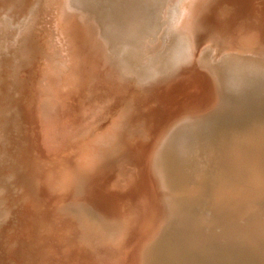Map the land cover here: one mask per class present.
Instances as JSON below:
<instances>
[{"label":"bare ground","instance_id":"1","mask_svg":"<svg viewBox=\"0 0 264 264\" xmlns=\"http://www.w3.org/2000/svg\"><path fill=\"white\" fill-rule=\"evenodd\" d=\"M263 7L264 0H0V55L11 56L0 114L9 116L15 134V149L6 148L5 156L0 150V162L8 156L16 164L8 178L0 168V224L9 215L3 177L17 178L30 197V222L58 215L56 226H40L41 245L32 241L24 248L28 264H111L115 249L130 246L135 211L129 204L142 198L149 182L159 218L133 239L130 259L122 262L232 264L255 254L264 260L263 122L244 119L246 124L231 125L218 141L184 123L211 100L231 114L264 98ZM249 10L252 21L242 30L237 23ZM257 25L253 36L262 38L260 45L246 37ZM37 36L44 37L42 46ZM83 38L92 45L94 62L87 73ZM59 50L62 60L55 59ZM65 60L71 78L57 83L61 71L53 63ZM86 75L89 103L75 94ZM170 83L185 93L181 106L173 115L165 110L151 126L143 105ZM28 90L29 116L18 102L21 112L12 109L14 97ZM95 91L109 92L114 100L102 109ZM178 121L184 126L176 135ZM234 129L238 133L230 136ZM148 139L150 148L141 150ZM127 155L135 159L122 162ZM108 161L116 165L110 189L119 192L113 197L107 186L110 199L96 174ZM92 183H98L95 196L88 189ZM202 249L206 256L197 258ZM105 251L111 261L103 258Z\"/></svg>","mask_w":264,"mask_h":264},{"label":"rangeland","instance_id":"2","mask_svg":"<svg viewBox=\"0 0 264 264\" xmlns=\"http://www.w3.org/2000/svg\"><path fill=\"white\" fill-rule=\"evenodd\" d=\"M251 6L254 8L253 2L251 3ZM250 10H249V12H247L248 11L247 10L246 13H244L245 15L241 16L240 20L237 23L239 28H241L242 30H245L246 28H248L250 26V23L252 21L250 18L252 12ZM242 12L243 11L240 7V14H242ZM261 13H262L261 20H263L261 25H263L262 28H264V7H263V11ZM11 14L15 18H18L21 13H17L18 16L16 13L15 14L11 13ZM240 25H241V27H240ZM244 27H246V28L244 29ZM258 28H259V25H257L256 27H252V29H251V32L253 31V33H251L252 35H246V37L251 40L252 44L259 43L258 45H260V40L262 38L261 37L257 38V37L253 36V35L256 36V34H259L258 30H257ZM41 33H42V31H41ZM213 35H215V34H213ZM43 38L44 37H41L39 39V37L37 36L35 42L36 43L38 42V44L41 45V40ZM80 43H81L80 50L81 51L83 50L82 51L83 52L82 57H83L84 65H85L84 73H87V65L90 67V71H91V65H94L93 60L90 58V52H91L92 45L88 41V39H84V38L82 39V41ZM63 52H65V51H63ZM60 53H61V50H59V54L55 55V59L62 60V55ZM9 54L7 57L5 55H0V57L2 56L4 58H7V59L0 58V59H2L0 61V64H2V61L4 60L3 61L4 64L0 65V71H1L0 72V78H2V79H0V86H1L0 87V95H3V94L8 95L7 91H6V87H7L6 83L8 81V71H9L8 58L9 59L11 58V56ZM5 62H6V64H5ZM66 63H67L66 60L62 61L59 64L56 62L53 63V66L56 67L57 69H60V71H61V73H60L61 79H58L57 83L58 82L64 83L65 81H67L71 78V77H67L69 68L64 66V64H66ZM3 73H5V75L7 76L6 78H5ZM4 78L6 80H4ZM87 82H88V77L86 75V80H84V83L82 84V88L80 90H76L77 92L75 94H76L77 99H79L80 97L85 95L87 97L86 102L89 103L88 99L92 96V94L86 93L84 90V86L88 85ZM4 91H6V92H4ZM31 91L28 90V92L26 93V96L23 95V96H19V97L18 96L14 97V99H13L14 105L12 106V109L14 111L15 110L20 111V109H21L23 111V114H26V115L29 114L30 115L29 109L31 108L30 107L31 106L30 105ZM94 94H93V96L95 97L96 102L98 104L102 103V105H99L102 109L105 108V106H108L109 102L114 100V97L112 95H110L109 92H106V91H95ZM158 94H159V96L157 97ZM118 95H123V94H118ZM184 96H185V93H183V90L177 89L175 87L174 83L167 84V85L161 87L160 89H158V91H156L154 93L153 97H151V98L149 97L148 104L143 105V106H145V108L143 109L144 113L145 114L148 113V115H149V120L147 123H150L149 125L152 126V125H154V123L159 122L161 119L158 118V115L164 113L165 110L170 112L173 115V113L178 109V107L181 106V101H182ZM142 100L144 102L146 101L145 99H142ZM15 102L19 103L20 109L15 104ZM210 103H211V105H210ZM138 104H139V101H138ZM217 105L218 104H217L216 100H211L204 107H201V109L199 108L198 111H193V113H192L193 116L189 117L186 120V122L184 121V123H190L189 125H186L187 128L191 129L194 126V128L192 129L193 131L203 129V131L208 132V134L210 136H212V137L215 136V139L218 141V140H221L222 138H226L225 135H223L224 130L231 128V125L232 126H235V125L241 126L242 124H246V122H244V119H245V121L248 122V124H249V122H251L253 120L259 121L261 119V121L264 124V113H263L264 112V104H261L262 107H259L256 110H252L251 112H248L245 115L246 117L244 116L243 118H241V117L238 118L237 115L236 116H231V115L223 116L225 114L223 112H225V111H223ZM206 106H208V108ZM210 106H212V107H210ZM139 108H141V106ZM149 108L154 109V111L151 112V114L154 115L152 121H151V114H150ZM212 109H213V111H211ZM200 113H201V115H200ZM78 114H80V116H81V112ZM197 114H198V116H197ZM9 120H10L9 116L6 115L5 111L3 112V114H0V131L3 133V136L0 138V150H1V155L3 154L4 156H5V149L6 148L9 151L13 148L15 149L14 145L11 144V137L15 136V134H12L11 130L9 129ZM74 120L77 122L79 120V116L75 117ZM240 121H242V122L240 123ZM178 122H177L178 125L175 123V129L179 128L180 126H181L180 128H182L184 126V124L182 122L181 123L179 122L180 124ZM235 122H237V123H235ZM193 123L195 125H193ZM102 125H108L107 121H106V124L104 122ZM164 125H165V123L162 124V127ZM176 126H177V128H176ZM22 127L27 130V128H29V123L27 122L25 125H23V123H22ZM166 127H167V125H166ZM180 128L177 129V131L175 132L176 135H177V132H179ZM182 130H187V129L183 128V129H181V131ZM237 131H238V129L231 130V131H229V135L230 136L234 135V134L238 133ZM27 133H29V132L25 131V134H27ZM159 133L160 132H158L157 134H159ZM226 133H228V132H226ZM123 139L129 140L130 138L129 139L123 138ZM151 142H152L151 139L146 140V142L143 145H141V150L145 149V148L149 149ZM126 143L131 144L128 141H126ZM27 145L28 144L25 143V146H27ZM131 149L132 148L130 145L129 150H131ZM28 151H29V149H28ZM12 152L14 153L15 151H12ZM13 153H11V154H13ZM117 156H115L111 159L115 160V158ZM127 157H128V160H125L122 162L131 163V160L135 159V158H132L131 156L129 157L128 155H127ZM6 158L9 160L5 161L4 163H2L3 161H1L0 163H2V166L0 164V168L3 167L4 170H6L5 176H6V178H8V177H10V175H12L11 171L14 168V165H16V164L14 163V161H11V158H9L8 156ZM109 162L110 161L105 162L106 165L101 166L100 171L98 170L96 173L97 174V181L100 180L103 183V186H102L103 191L102 192L104 193V195L107 199H110L108 197L109 194H108V191L106 189L107 186H109V190H110L111 195L113 197H114V195H117V193H119L112 186H111L112 189H110V185L113 184L112 175L115 174L116 165H113L114 162H112V163H109ZM25 170L26 169H24L22 167L18 171V173H22ZM28 178H30L29 175H28ZM139 180H140V177H138L136 179V181L134 180V182L138 184ZM2 181H3L2 186H4L2 188L3 197H4V208L9 213V215H8V218L0 224V264H28V260L24 259V254H25L24 248H26L27 244L32 242V241L41 245L39 243V239H41V234H40V229H39L40 226H42L43 224L49 223V222H51L52 224H54V226H56L57 225L56 220L58 219V217H57L58 215L50 217L49 219H47V221L45 223H42V222L32 223V222H30L31 221V218H30L31 213L26 214L25 210L27 207H32V204H30L31 203L30 199H29L30 197H28L27 194L24 193V189H23L22 184L19 182V180L17 178H11L10 180L5 181V178L3 177ZM151 184H153V183L149 182V184H147L146 189L144 190L145 194L142 195V198H139V196H138L137 198L132 200V202L129 204V207L132 208L133 211H135V212H133V214L131 216V222H132V224H131L132 230L130 233L131 243H132L133 239L135 240L137 238V236L140 235L142 232L145 233V231L142 229L145 226H147L146 225L147 223L151 222V220L154 219L152 222V225H153L155 220H158V218H159V215H160V213L158 212L159 207L158 206L154 207V200H155L156 191H155L154 185H151ZM97 185H98V183H92L91 185H88L89 193H91L92 196H95V191H96ZM113 186L117 187V184L116 185L114 184ZM118 200L120 201V199H118ZM34 201H35V199L33 200V202ZM121 201L123 202V200H121ZM122 202L121 203L118 202L117 205L122 204ZM106 209H108V208H106ZM130 212H132V210ZM152 214H153V218H152ZM204 215H210V212L205 211ZM42 238H44L43 235H42ZM157 239L158 238L153 239L149 242H151L153 244L157 241ZM149 242H148L147 246H149V244H150ZM131 243L129 246L130 248L127 247L126 249H122V251L120 249H118V251H120V252L116 251L117 249H115L116 254H114V255H116V258L114 255L112 257L110 256L111 258L114 259V260H112L113 262L111 264H116V263L117 264H125L126 260L130 259V251L132 248ZM113 250H114V248H113ZM113 250L112 249L109 251L107 250V252H109V254H110L111 253L110 251H113ZM103 253H104L103 256L105 255L103 258L104 259L107 258V261H111L110 257L108 258V256H106V254H108V253H106V251ZM122 261H125V262H122ZM103 264H105V263H103ZM106 264H109V263H106Z\"/></svg>","mask_w":264,"mask_h":264},{"label":"water","instance_id":"3","mask_svg":"<svg viewBox=\"0 0 264 264\" xmlns=\"http://www.w3.org/2000/svg\"><path fill=\"white\" fill-rule=\"evenodd\" d=\"M261 104H264V98L262 100H260L259 102H256L255 99L253 101L249 100L246 103L241 104V107L236 106V111L232 110L230 112L231 114H228L227 111L223 112V113H225L223 116H225V115L226 116H228V115L236 116L237 115V117L239 116L238 118H240V117L243 118L248 112H251L252 110H256L259 107H262ZM203 133H207L208 134V132H206V131H203ZM201 252H204V254H200L199 255V251H197L195 253L197 256L196 255H194V256H196L197 258L206 256V251L205 250L202 249ZM241 258H245V259H242V260L239 259L238 261L235 260L232 264H241L242 262H244L245 264H264V260H261L260 257L257 254H255L254 256H251V257H250V255H248V257H241ZM207 259H209V258H207ZM218 264H223V263L220 262Z\"/></svg>","mask_w":264,"mask_h":264}]
</instances>
